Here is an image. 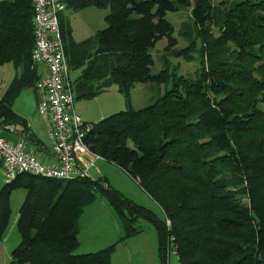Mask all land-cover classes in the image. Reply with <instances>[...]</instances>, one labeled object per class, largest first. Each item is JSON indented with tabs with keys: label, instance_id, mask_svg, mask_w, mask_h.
<instances>
[{
	"label": "trees",
	"instance_id": "trees-1",
	"mask_svg": "<svg viewBox=\"0 0 264 264\" xmlns=\"http://www.w3.org/2000/svg\"><path fill=\"white\" fill-rule=\"evenodd\" d=\"M63 1L73 10L109 6L106 27L80 42L59 18L69 68L85 65L73 93L89 99L115 85L127 97L125 109L92 124L85 142L137 183L162 216L101 177L19 172L0 188V240L12 191L26 190L16 220L20 240L8 264H110L115 245L143 230L139 219L155 230L159 264L170 250L179 264H264V0H231L223 8L213 0ZM180 4L190 9L201 38L200 66L134 109L129 92L136 83L160 86L169 79L167 65L151 73L150 49L158 40L166 37V50L184 58L195 50L173 48L165 14ZM32 15L31 0H0V64L18 70L0 97V134L7 139L12 124L27 132L13 103L39 78ZM97 197L115 209L123 234L114 244L76 253L77 218Z\"/></svg>",
	"mask_w": 264,
	"mask_h": 264
},
{
	"label": "rangeland",
	"instance_id": "rangeland-1",
	"mask_svg": "<svg viewBox=\"0 0 264 264\" xmlns=\"http://www.w3.org/2000/svg\"><path fill=\"white\" fill-rule=\"evenodd\" d=\"M231 0H213V4L218 5V8H223L224 4L229 3ZM96 8V7H95ZM67 10H73L72 8H66L62 11L65 17L63 18L64 24L69 25L71 29V37L75 40L73 36L72 29L75 28L76 37H83L86 33L93 31L95 27H97L98 22L100 21L99 29H103L106 27V22L103 21V17L108 14L109 6L103 8H97L96 10L99 12V15L96 19V22H88L89 24H94V26L88 32H79V29L84 25L85 22H72L73 18H67L66 13ZM83 17L87 21L88 17L84 14ZM165 18L172 24L173 32L172 36L176 39V44L173 47L174 49H182L187 48L188 46L193 45L195 50L191 53V58H184L182 55H175L172 50H166L167 46V38L163 37L158 40L153 48L150 49V54L153 58V65L151 66V73L159 72L163 66L167 65L169 70V79L164 85L165 88L169 89L172 85V79L176 76H194L195 71L200 66V48H201V38L197 35L195 30V26L192 20L190 9L186 5H178V9L176 11H167L165 14ZM214 34L216 35L217 28L214 25H211ZM182 31H189L188 35H183ZM96 32L93 34L95 35ZM63 40V39H62ZM193 42V43H192ZM64 44V41H63ZM229 49L232 48V45H228ZM69 65V64H68ZM18 70L13 67L10 62H6L0 64V97L3 95L5 91V87H7L8 83H10L13 79V75L17 74ZM77 69H70V77L72 80V84L74 82V77L76 76ZM155 86L153 89V93L155 92L156 86L158 84L152 82H146L144 84L136 83L129 92V99L134 109H140L148 103L145 102V96L150 94L151 88L149 86ZM115 87V85H113ZM116 88V87H115ZM163 89V87H161ZM33 88H25L19 94V96L15 99L13 103V108L18 112H31L33 111L32 107V98L36 93ZM35 92V93H34ZM155 99V98H154ZM107 100V102H106ZM127 97L120 93L117 89L104 92L94 98H83L77 97L74 93V110L78 112L79 104H84L86 107L91 108L95 107L96 110L104 109L106 105L109 106V103L112 105V110L106 111L103 114V118L121 111L126 108L125 102ZM109 102V103H108ZM95 105V106H94ZM79 114V113H77ZM102 119V118H101ZM87 125L94 121H85ZM95 123V122H94ZM44 141L47 142L46 138H43ZM46 139V140H45ZM48 143V142H47ZM97 164L99 166L106 165L102 160H97ZM104 173L109 180V185L115 189H117L123 196L132 200L133 202L144 206L145 208L157 213L159 216H162L161 210L159 206L139 187L136 183L129 182V180L121 173L120 169L109 163V165L105 166ZM96 166L91 167L92 178L95 179L93 175L98 170H94ZM95 171V172H94ZM102 171V170H99ZM109 176V177H108ZM5 180L0 175V188ZM26 195V190L24 188H19L12 191L10 196V206H11V216L8 223V227L5 231L4 237L0 240V246L3 247V251L0 252V264L1 262H5L8 264L10 261V253L11 250L19 243L20 237L16 229V219L18 217L20 205ZM109 209L111 217H108L107 210ZM114 214L116 219H118V215L115 209L111 206V204L105 199L97 197L94 201L87 203L82 212L77 218V230L82 231L79 234V237L84 236L80 247L76 249V253H84V249L89 247L91 242L95 240L98 236H103L104 234L112 235V242L109 245L117 242L119 238L114 237V224L116 219H114L111 214ZM104 217L105 219H102ZM92 222V223H91ZM91 223V225H90ZM136 225H140L142 227V232L139 235H134L132 243L133 248L136 251L135 257L132 258L131 261H128L127 258H123L127 260L126 262H122L121 260V245L117 243L115 245V249L110 256V264H159L158 259V250H157V237L154 228L150 223L143 219H139L136 222ZM90 226L89 228H87ZM112 228V230H110ZM86 229V231H84ZM123 234V233H122ZM82 239V238H80ZM129 240V239H125ZM108 246V245H107ZM81 251V252H78ZM86 252V251H85ZM166 264H179L177 256L175 253L170 250L166 253Z\"/></svg>",
	"mask_w": 264,
	"mask_h": 264
},
{
	"label": "built area",
	"instance_id": "built-area-1",
	"mask_svg": "<svg viewBox=\"0 0 264 264\" xmlns=\"http://www.w3.org/2000/svg\"><path fill=\"white\" fill-rule=\"evenodd\" d=\"M31 6V58L35 66L44 69L34 86L38 92L37 112L48 120L55 162L46 164L35 155L37 149H26L22 141L14 143L0 134V175L4 182L19 172L61 180L92 177L91 167L104 158L85 142L93 123L87 125L74 110L73 84L59 26V14L66 4L63 0H31Z\"/></svg>",
	"mask_w": 264,
	"mask_h": 264
},
{
	"label": "crops",
	"instance_id": "crops-1",
	"mask_svg": "<svg viewBox=\"0 0 264 264\" xmlns=\"http://www.w3.org/2000/svg\"><path fill=\"white\" fill-rule=\"evenodd\" d=\"M96 9L97 8H95L93 6H89V7H84V8L78 9L77 11H73V12L70 11V10H67L66 17L67 18L68 17L69 18H73L72 22H77L78 20H79V22H85L84 25L79 29V32L80 33L88 32L95 24V23L89 24L88 22H96V19H97L98 15H99V12ZM62 11L59 14V18H61L63 20L65 15H64V13H62ZM84 14L88 17L87 21L83 17ZM101 22H104V17H103V21H101ZM100 26H102V25L100 24V21H99L98 24H97V27H95L93 29V31H91L89 33H86L83 37H76V32H75V28H74V29H72L73 36H74L75 40H77V42L83 41V40H85L87 38H91L95 32L100 30L99 29ZM88 48L91 49L90 46ZM37 68H38L39 72H43L44 71L43 67H41V66H38ZM84 68H85V65H83L81 68H76L77 69V73H76V76L74 77V81L80 77V75L82 73V69H84ZM14 76L15 75H13V77ZM140 84H144V83H140ZM149 87H152L151 88V92H150V94H147L145 96V102H150L157 94H159L160 93L159 91H160L162 86H156V88H155L156 90H155L154 93L152 91H153L155 86L153 85V86H149ZM6 88L7 87H5V89ZM109 89L115 90L117 88L111 86V87H109ZM109 89H107L104 92L109 91ZM34 90H35L36 93L34 92L35 94H34V97L32 98V107L34 109L33 111H31V112H23V111L22 112H18L17 110H15L13 108L15 113L25 120L26 127L28 129L27 132L21 131L23 129L22 126H20L18 124H15V125L12 124V126H10L11 131L9 130V133L12 134V137H11V139H8V140H10V141H12L14 143H16L18 141H22L23 144H25V148L26 149H31V148L37 149L35 155L41 161L45 162L46 164L52 165L55 162V157H54V152H53V144H52L51 140L48 138L49 123H48V120H47V118L45 116L40 115L37 112L38 92L36 91V89H34ZM104 92H102V93H104ZM102 93H100V94H102ZM100 94H98V95H100ZM106 102H107V100H106ZM112 108L113 107H112V105L110 103H109V106L106 105L105 108L101 109L100 111L96 110L95 107L88 108L84 104H79V110H78V112H76V111L75 112L79 113L78 115L82 118L83 121H86V120L91 121L92 120V121L96 122V121L100 120L101 118H103L104 112L112 110ZM94 122H92V123H94ZM43 138H46L48 143L46 141H44ZM102 162H105L106 165H109V163H110V162H107L106 160H102ZM111 164L112 163H110V165ZM106 165L99 166V164H97V161H96V163H95L96 168H94V170H98V171H96V172L94 171L95 175H93V176L95 178L96 177L97 178L101 177L103 179H106V182L109 184V180H108L107 176L104 173V169L106 168L105 167ZM99 170H102V171H99ZM120 171L129 180V182H131L130 184L135 183L124 171H122L121 169H120ZM106 210H107L108 217H111L109 209L107 208V209H105V211ZM111 214L113 215L112 217L114 219H116V217L114 216V214L112 212H111ZM102 219H105V218L102 217ZM112 221L115 222V224H114L115 230H114V237L113 238H117V237L119 238L122 235V233H123L122 226H121V224H120L118 219H116V221H114L112 219ZM91 223H90V225H91ZM89 227L90 226H88L87 228H89ZM110 230H112V228ZM84 231H86V229H84ZM81 232L82 231H79L78 235H77L78 236V240H79V247H80L81 242H82V240L84 238V236L79 237V234H81ZM139 234H137V235H139ZM133 237H135V236L127 238L129 240H124V241L120 242V245L122 247L121 248V257L120 258H121L123 263L126 262L127 260L131 261L132 258L135 257V254H136L137 250H135L133 248V243H132V240H131ZM80 238H82V239H80ZM112 240H114V239H112V235L107 234V233L104 234L103 236H98L95 240H93V243L91 242L89 247H86L83 251L84 252L85 251L86 252L96 251L98 249H101V248L106 247L107 245H109L110 242H112ZM3 250H4L3 247L0 246V252H2ZM78 252H81V251L78 250ZM124 257L127 258V260L123 259ZM1 264H5V262L3 261V262H1Z\"/></svg>",
	"mask_w": 264,
	"mask_h": 264
}]
</instances>
